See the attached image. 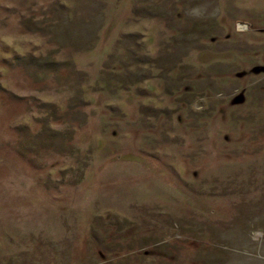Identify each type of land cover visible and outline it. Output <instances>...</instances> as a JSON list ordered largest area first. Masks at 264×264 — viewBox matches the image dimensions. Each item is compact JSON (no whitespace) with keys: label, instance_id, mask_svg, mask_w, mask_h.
<instances>
[{"label":"rangeland","instance_id":"1","mask_svg":"<svg viewBox=\"0 0 264 264\" xmlns=\"http://www.w3.org/2000/svg\"><path fill=\"white\" fill-rule=\"evenodd\" d=\"M0 264H264V0H0Z\"/></svg>","mask_w":264,"mask_h":264}]
</instances>
